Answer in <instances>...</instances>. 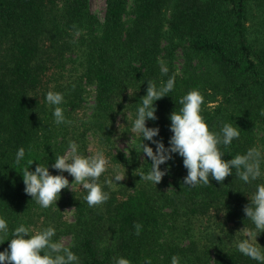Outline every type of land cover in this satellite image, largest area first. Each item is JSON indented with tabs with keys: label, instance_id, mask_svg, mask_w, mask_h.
I'll use <instances>...</instances> for the list:
<instances>
[{
	"label": "trees",
	"instance_id": "trees-1",
	"mask_svg": "<svg viewBox=\"0 0 264 264\" xmlns=\"http://www.w3.org/2000/svg\"><path fill=\"white\" fill-rule=\"evenodd\" d=\"M104 3L99 20L88 0H0V215L9 230L21 222L34 229L53 225V239L68 237L65 245H74L79 264H113L117 256L131 264L145 258L170 264L173 254L181 264H257L240 254L235 242L237 231L252 227L242 209L264 180L246 185L233 169L220 183L209 177L208 185L185 186L186 169L174 154L167 174L153 185L138 175L151 165L130 129L147 80L174 76L173 90L154 102L158 119L146 122L159 127L154 139L167 146L170 113L180 107L181 96L198 88L210 130H218L221 121L240 129L228 148L221 146L223 159L264 146V0ZM252 10L259 13L254 37L246 26ZM52 86L64 94L67 123H54L44 100ZM88 88L93 102L86 108ZM210 103L217 105L206 107ZM128 135L129 150H121L116 140ZM69 140L84 155L104 149L108 165L101 182L113 174L124 179L104 185L109 199L100 205L89 207L78 185L62 189L56 205L42 208L23 191L22 169L29 159L36 160L30 170L46 160L56 174L50 165L69 151ZM21 146L25 157L16 164ZM65 207L72 210L71 221ZM257 242L264 247V232ZM7 244H0V251Z\"/></svg>",
	"mask_w": 264,
	"mask_h": 264
},
{
	"label": "clouds",
	"instance_id": "clouds-1",
	"mask_svg": "<svg viewBox=\"0 0 264 264\" xmlns=\"http://www.w3.org/2000/svg\"><path fill=\"white\" fill-rule=\"evenodd\" d=\"M160 72L166 75L169 71L164 61H159ZM175 77L168 76L166 81L159 83L147 80L145 94L140 97L135 109V116L131 123V130L136 134L141 152L150 160V169L140 172V179L156 185L169 170L167 162L174 159V154L182 158V165L186 169L183 184L189 187L210 184L209 177L220 183L226 176H232L233 169L237 178L244 184L264 180V146L253 145L243 153H237L230 159H223L225 151L233 140L240 136V129L233 121H221L218 130H210L202 115L204 97L198 88L187 91L179 98L180 107L173 110L168 119L171 135L167 146L163 139H154L159 135V127L146 126L147 121H155V101L173 90ZM54 86L44 93V100L52 110L54 123H67L64 109V94L53 90ZM264 114V112H262ZM150 142L155 146H149ZM69 151L57 155L50 167L56 174L49 171L47 161L37 162L34 169L29 168L33 159L27 161L22 169L23 191L42 208H48L59 199L62 189L69 188L76 182L83 190V200L89 207L100 205L109 199V192L104 185L118 184L124 175L113 174L106 176L103 182L100 177L107 170L108 158L102 147H97L93 154L84 155L74 140L68 141ZM128 154V152H127ZM25 157V148L18 147L14 154V162L20 164ZM165 165L161 169L160 165ZM67 172L73 178L69 183L63 174ZM248 203L243 206V213L252 227L240 229V237L235 242L236 250L248 258L264 264V247L257 242V237L264 232V182L256 183L254 191L248 196ZM56 205V204H55ZM139 234L140 225H134ZM56 228L49 224L39 229L26 226L21 222L9 230L8 220L0 215V244L8 241L7 247L0 251V264H79V256L72 251L74 245H65L54 240ZM113 264H131L124 256H117ZM143 264H151L150 258H145ZM170 264H181V257L173 254Z\"/></svg>",
	"mask_w": 264,
	"mask_h": 264
},
{
	"label": "rangeland",
	"instance_id": "rangeland-1",
	"mask_svg": "<svg viewBox=\"0 0 264 264\" xmlns=\"http://www.w3.org/2000/svg\"><path fill=\"white\" fill-rule=\"evenodd\" d=\"M88 4H89V10L90 12L99 20H102L103 15H104V10H105V3L104 0H88ZM132 8V3L129 2L128 3V11L131 10ZM251 16L249 19V22L247 23L246 26H248L249 28V32L250 34L254 37L255 35V31L258 28L259 25H256V23H258L259 20V13L255 10H252L251 12ZM127 18H129V16L127 15ZM256 25V27H255ZM181 62V58L180 56H177V60H176V64L177 66L180 65ZM93 102V91L92 88H88L87 89V94H86V108L90 107V105ZM217 103H210L209 105H207L206 107H214L216 106ZM130 132L134 135H136L135 133L132 132V130L130 129ZM117 146L118 148H120L121 150H129L130 144H131V135H128L127 137L125 136H120L117 140H116ZM69 180V183L72 182L73 178L71 176L68 175L67 172L63 173ZM70 189L67 188L68 190L72 191L75 188L78 187V184L76 182H73L70 186ZM64 216L67 220L71 221L72 219V210L69 207H65L64 208ZM69 242V238L65 237L62 238V243L67 244Z\"/></svg>",
	"mask_w": 264,
	"mask_h": 264
}]
</instances>
